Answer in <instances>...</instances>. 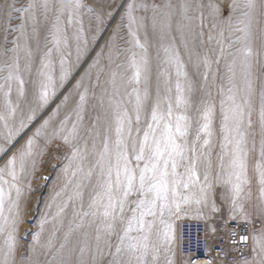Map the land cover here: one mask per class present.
<instances>
[{"label": "snow or ice", "instance_id": "obj_1", "mask_svg": "<svg viewBox=\"0 0 264 264\" xmlns=\"http://www.w3.org/2000/svg\"><path fill=\"white\" fill-rule=\"evenodd\" d=\"M0 264H264V0H0Z\"/></svg>", "mask_w": 264, "mask_h": 264}, {"label": "rangeland", "instance_id": "obj_2", "mask_svg": "<svg viewBox=\"0 0 264 264\" xmlns=\"http://www.w3.org/2000/svg\"><path fill=\"white\" fill-rule=\"evenodd\" d=\"M52 163L55 164V163H58V161L53 160ZM56 171H57L56 169H53V168H51V167H48V168L46 169L44 175H49V176H50V181H49L48 184H46V185L44 186V190H43L41 193H37V197H40V196H43L44 198L47 197V195H48V190H49L50 187H51V180L55 178ZM44 191H45V192H44ZM25 227H26V228H27V227H31V225L28 224V225H25Z\"/></svg>", "mask_w": 264, "mask_h": 264}, {"label": "built area", "instance_id": "obj_3", "mask_svg": "<svg viewBox=\"0 0 264 264\" xmlns=\"http://www.w3.org/2000/svg\"><path fill=\"white\" fill-rule=\"evenodd\" d=\"M201 255H203V254H201Z\"/></svg>", "mask_w": 264, "mask_h": 264}, {"label": "bare ground", "instance_id": "obj_4", "mask_svg": "<svg viewBox=\"0 0 264 264\" xmlns=\"http://www.w3.org/2000/svg\"><path fill=\"white\" fill-rule=\"evenodd\" d=\"M45 192V191H44Z\"/></svg>", "mask_w": 264, "mask_h": 264}]
</instances>
